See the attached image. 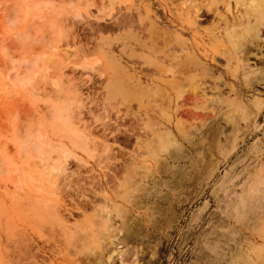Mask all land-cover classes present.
<instances>
[{"label":"rangeland","instance_id":"374dc122","mask_svg":"<svg viewBox=\"0 0 264 264\" xmlns=\"http://www.w3.org/2000/svg\"><path fill=\"white\" fill-rule=\"evenodd\" d=\"M240 2L228 43L203 0H0V264H264V0Z\"/></svg>","mask_w":264,"mask_h":264},{"label":"bare ground","instance_id":"6f19581e","mask_svg":"<svg viewBox=\"0 0 264 264\" xmlns=\"http://www.w3.org/2000/svg\"><path fill=\"white\" fill-rule=\"evenodd\" d=\"M251 1H253V0H251ZM239 2H240V0H203V5L202 6H203L204 10L206 12H211L213 17H214V19L218 22V24L221 23L220 25L223 26L222 27V32L219 31L220 33H217V34H211L212 32L210 33L212 35V39L213 40H215V41H219V40L223 41L224 40V41L229 43V42H231V40L234 37L238 38L239 33L241 32V30L240 31H238V30L240 28H242V25H243L242 18H240V16L237 15V12L239 13V11H237V9L239 8L238 5L241 4V2L240 3ZM219 6L222 7V10H219ZM195 9L196 8L193 9V12H194ZM250 10H251V12L249 14H247V17L245 18V29L243 28L242 30H243V32H247L248 28L251 29L253 31L251 33V38H257L258 37V32H257V9L255 7H253ZM192 15H193V13H190L189 10H187V9L185 10L184 17H185V19L187 21L193 22L195 20ZM220 25H218V26L220 27ZM214 26H215V24H214ZM261 26L263 28L264 24H261ZM215 32H218V31H215ZM235 41H236V38H235ZM174 48L172 49L173 51L171 53H173L172 54V59L176 60V58L178 59L180 57L176 54L178 51L176 49H174ZM179 64L180 63L177 60L176 61V65L173 64V65H175V66H173V68H172V66H170L171 68L168 70L169 74H167L166 76H168L170 74H171V76H168V78L170 77V78H173V80H174V74L176 73L175 68L179 67L180 66ZM71 135L74 136V139L71 141L72 145L73 144L76 145V143L78 144L79 142H82V141H80L82 137L80 138L79 135L76 136L75 133H72Z\"/></svg>","mask_w":264,"mask_h":264}]
</instances>
